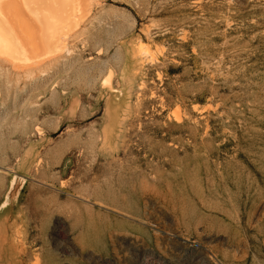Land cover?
Instances as JSON below:
<instances>
[{
  "label": "rangeland",
  "instance_id": "1",
  "mask_svg": "<svg viewBox=\"0 0 264 264\" xmlns=\"http://www.w3.org/2000/svg\"><path fill=\"white\" fill-rule=\"evenodd\" d=\"M88 1L0 61V264H264V0Z\"/></svg>",
  "mask_w": 264,
  "mask_h": 264
},
{
  "label": "bare ground",
  "instance_id": "2",
  "mask_svg": "<svg viewBox=\"0 0 264 264\" xmlns=\"http://www.w3.org/2000/svg\"><path fill=\"white\" fill-rule=\"evenodd\" d=\"M88 4V0H0V61H9L17 70L61 56L67 39L89 15Z\"/></svg>",
  "mask_w": 264,
  "mask_h": 264
}]
</instances>
